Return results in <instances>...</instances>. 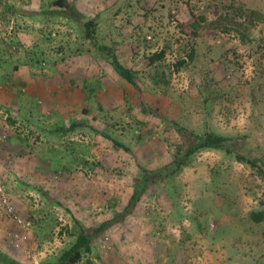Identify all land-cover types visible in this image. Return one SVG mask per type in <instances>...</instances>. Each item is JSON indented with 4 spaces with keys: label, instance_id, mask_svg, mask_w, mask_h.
Masks as SVG:
<instances>
[{
    "label": "rangeland",
    "instance_id": "1",
    "mask_svg": "<svg viewBox=\"0 0 264 264\" xmlns=\"http://www.w3.org/2000/svg\"><path fill=\"white\" fill-rule=\"evenodd\" d=\"M41 1L46 4L52 0ZM173 1L178 6H173ZM219 1L87 0L89 7L104 6L97 10L101 12L100 31L105 38L108 36L124 40L120 47L123 59L128 62L127 65L140 71L137 74L138 80L148 102H162L171 116L180 117L186 125L198 131L210 124L220 132L246 134L253 128L249 90L257 77L258 69L250 45H244L236 36L220 38L211 35L200 39L194 70L175 74L171 87L165 89L164 93L161 87L152 83L147 72L149 69L146 71L142 68L144 55L157 48V44L155 49L148 47L154 41L151 31H161L166 40L173 34L179 36L175 27L176 20L170 21V13H176L182 18L189 12L187 2H190L208 17H212L211 7L215 9ZM31 2L34 6L39 1ZM236 3L239 6L253 7L264 15V0H236ZM87 12L94 14L95 9L89 8ZM15 26L13 30L21 29L22 25ZM11 28L10 22L7 31ZM61 30L66 34L68 42L65 40L60 44L57 41H41L31 48L33 58L29 63L34 68L35 76L30 81L37 87L42 82L40 78L45 77L52 70L50 68H54L49 62L60 56L55 54L54 48L64 45L73 51L78 46L77 41L74 43L77 38L74 30L65 25ZM252 32L254 37L264 39V20L258 22ZM36 33L37 30L35 35H31L30 43L37 41L33 38L37 37ZM140 34L141 39L144 36L147 39L144 44L138 41ZM7 41L16 43L14 39ZM162 43L163 40L160 39L158 46L161 47ZM4 46L5 43L0 42V69H11L15 60L8 53L5 54L7 50ZM169 55L168 60H171ZM22 68L24 76L29 77L30 70ZM64 68V73L56 76L50 85L46 80V86L50 87V94L54 97L46 96L41 102L43 109L41 113L39 110L40 115L34 116L41 120L42 125L48 126L55 122L54 116H42V111L47 113L52 107L58 108L60 112L64 111L61 106L69 85L66 80L74 79L82 86L84 81L77 73L96 74L104 84L98 91L100 101L105 106L118 105L119 108L116 112L109 111L108 115L100 114L93 123L101 126L109 124L118 137L139 151V158L144 164L161 165L171 157L173 146L170 145L171 141L164 133L162 124L151 115L141 113L139 92L129 84L121 86L108 65L82 55L69 58ZM20 76L16 75L19 82ZM195 76L208 78L219 87L214 93L215 103L210 104L207 114L203 111L201 98L197 94ZM7 87L9 88L8 85ZM7 87L0 84L1 105L15 103L17 100L16 95H5L4 89ZM262 91L264 88L261 93ZM27 102L18 103L26 112L31 106ZM260 102L264 103V98ZM61 115L63 116L62 112ZM6 118V112L0 108V119L5 121ZM20 125L17 122L10 127L7 123L0 126V176L3 177L6 192L12 199V208L20 218L31 224L29 230L25 229L16 224L11 216L0 212V242L7 246V251L14 257L39 262L48 254L63 249L70 240L66 234L60 233L65 224L72 222L67 209L77 210L88 224L96 223L97 219L106 216L104 213L109 199L117 198L120 206V202L122 204L128 198L129 180L135 168L132 165L133 159L127 153L114 150L109 142L99 136L94 137L88 130L69 135L68 140H63L64 145L58 143L57 135L41 134L36 146L43 148H37V153L30 155L25 147H17L21 144L18 131L23 128ZM258 127L257 136L264 151V111L258 116ZM11 128L16 133V140L6 137ZM33 138L29 137L31 142ZM5 139L6 142L2 143ZM45 139L48 140L46 143ZM51 146L57 151L51 152ZM78 154L87 156L89 160L92 156L97 157V160H102L107 171H97L96 179L93 176L87 178L79 168ZM40 156L45 157L46 161ZM50 161L53 165L48 170L45 162ZM61 163L72 165L75 169L68 181L55 176V169H59ZM120 166L122 170H116ZM88 170L92 172V168ZM59 183L63 186L61 191L56 185ZM175 184L173 193L175 192V200L178 201L177 208L173 209L174 206L169 210L160 207L157 201L160 193L153 195L142 203V210L130 217L126 225H117L107 231L97 241L95 252L90 257L97 264H264V258L259 259L264 250V223L257 226L248 220V213L260 207L264 184L249 167L235 159L225 158L219 152L205 151L198 155L192 166L184 170ZM42 189L49 195L55 194L56 200L62 201L67 209L64 205L50 203L49 198L41 193ZM14 232H24L29 236L22 249L15 250L5 245V239Z\"/></svg>",
    "mask_w": 264,
    "mask_h": 264
},
{
    "label": "trees",
    "instance_id": "2",
    "mask_svg": "<svg viewBox=\"0 0 264 264\" xmlns=\"http://www.w3.org/2000/svg\"><path fill=\"white\" fill-rule=\"evenodd\" d=\"M17 1L0 0V42L5 43L4 47L7 50L5 54L8 53L10 58L15 60L13 68L2 67L0 69V84L6 85V87L7 85L9 86V88L4 89L5 95L12 94L17 96L15 103H2V105L0 103V108L7 114L5 121L0 119V122H2L0 126L3 123H7V126L10 127V125L20 122V128L23 129L18 131L21 144H18L17 147H25L30 155L36 154V149L41 148L40 145L36 146L39 144L38 141L41 139V134H47L46 136L57 135L59 138L58 143L64 145L63 140H68L70 138L69 135H73L77 131L83 133L84 130H88L94 137L99 136L109 142L110 147L114 150L127 153L133 159L132 165L135 169L129 180L130 192L128 198L122 204L120 202V206L117 198L109 199L106 202L107 211L104 213L106 216L99 220L97 219L96 223L93 224H88L81 218L77 210L67 209L62 201L56 200L55 194L49 195L48 192L42 189L41 193L49 198L50 203L64 205V208L70 214L72 222L65 224L60 230L61 235L66 234L70 240L63 249L57 253L48 254L46 258L39 262L30 259L23 261L14 257L7 251V246L0 242V264H97L91 258L97 247V241L111 228L117 225H126L130 217L142 210L144 201L160 193L157 199L160 207L169 210L174 206L173 209L178 207V201L176 202L175 200V192L173 193L176 187V180L186 168L193 165L198 155L205 151L219 152L225 158L235 159L246 165L264 184V151L257 136V129L259 128L258 116L264 111V103L260 102V99L264 98V91L261 93L262 88H264V83H262L264 75V39H259L252 35V30L258 22L264 20L262 12L253 7L239 6L236 0H220L217 2L215 9L211 7L213 15L208 17L206 13L198 10L197 6H192L190 2H187L189 12L185 13L182 18L176 13L169 14L170 21L172 19L176 20L175 27L178 29L179 36L173 34L166 40L161 31H151L155 43L152 41V45L148 47L155 49L157 44V48L143 57L142 68H145L146 71L149 69L147 72L152 83L156 87H161L160 89L164 93L165 89L171 87L175 74L180 75L182 72L186 73L194 70V64L198 59L200 39L211 35L220 38L234 35L244 45H250L253 50L251 52L256 62V69H258L257 77L249 90V98L252 103L253 128L249 133L233 135L220 132L211 127L210 124H206L202 131H198L186 125L180 120V117L171 116V112L165 108L162 102H148L143 96L144 88L141 87L138 80L137 74L140 71L127 65L128 62L123 59L120 47L124 44V40L119 41L108 36L105 38L100 31V11L94 12V14L81 11L72 0H52L50 4L46 5L43 3L41 7L35 10H29L27 9L28 7H22L21 5L18 7ZM19 1L24 2V0ZM172 5L178 6V3L173 1ZM25 15L31 18L34 17L44 23V25L41 24L43 27L38 26L37 23L30 25L31 31L37 30L42 33L43 37L39 40L30 43L31 40H28V38L20 37V30L18 28L13 30L15 25L12 26L11 30L7 31L13 17L17 18ZM64 25L77 33L74 43L77 41L78 46L73 51L69 50V47L65 48L64 45L58 48L55 47L54 52L60 56L49 62L54 67L50 69L57 76H60V74L64 73L63 70H65L64 67L69 58L82 55H87L95 62L100 63L102 61L108 65L114 71L115 80L121 86L129 84L136 89V92H139L141 113L151 115L162 124L164 133L171 141L170 145L173 146L172 155L167 161L155 166L144 164L139 158V151L118 137L115 131L110 129L109 124L105 123L101 126L98 123H93L100 117V114L108 115L109 111L116 112L119 108L118 105L105 106L100 101L98 91L104 84L97 78L96 74L89 75L87 73L82 75V73H77L82 78L81 80L84 81L82 86H79L74 79L72 81L66 80L69 85L66 88L67 94L61 106L64 108V111H61L63 116L59 109L54 107L47 113L42 111L41 114L48 117L54 116V124L45 126L41 124V120L34 118L35 115H40L39 110L41 113V109H43L41 102L44 100V93L35 86V83L29 82L35 76L34 68L29 63L33 58L31 48L38 45L41 41H47L48 43L57 41V43L62 44L66 40V34L61 30ZM12 30L16 31L13 36L9 34ZM53 32L56 35H53ZM8 39H14L16 45L11 43V41H7ZM160 39L163 40L161 47L158 46ZM146 40L145 36L141 39L140 34L138 41L144 44ZM66 41L68 42V40ZM168 55L171 56L169 58L171 60H168ZM22 66L29 68L30 72H28L27 81L19 82L16 78V72ZM22 85L24 88H22ZM195 87L198 91V96L201 98L203 111L207 114L210 104L213 105L215 103L216 97L214 93L219 90V87L212 80L198 78L197 76H195ZM75 90L77 91L74 92ZM127 96H129L128 92ZM32 100L34 101L32 102ZM23 101L31 103L28 112L18 104L19 102L23 103ZM15 134V131L11 128L9 133H6V137L8 139L9 136V139L16 140ZM29 137H34L32 142ZM47 141L45 139L44 143ZM5 142L6 139L2 143ZM49 149H52L51 152L53 153L57 151L52 146ZM77 156L79 168L82 169L87 178L93 176V179H96L97 171H107L106 167L102 165V160H97V157L92 156V159L89 160L85 155L78 154ZM40 157L46 161L45 157ZM45 164L46 169L49 170L53 162H45ZM58 168L55 169V176L58 179L62 177L66 181L70 179V174L75 170L72 165L67 164H62ZM89 168H92V172L88 170ZM116 170H122L121 166ZM1 178L5 186L3 177ZM56 185L60 191L63 189L61 183ZM9 200L12 202L10 196ZM8 215L11 216V219H14L12 214ZM248 220L251 224L257 226L264 223V190L260 207L248 213ZM14 221L16 222L15 219ZM5 242V245L12 247L9 237L5 239ZM12 248L17 250L14 247ZM262 253L259 259L264 258V250ZM86 258L87 260H85Z\"/></svg>",
    "mask_w": 264,
    "mask_h": 264
},
{
    "label": "crops",
    "instance_id": "3",
    "mask_svg": "<svg viewBox=\"0 0 264 264\" xmlns=\"http://www.w3.org/2000/svg\"><path fill=\"white\" fill-rule=\"evenodd\" d=\"M38 1L39 2L37 3V5H34V6L31 5L32 4L31 0H24V2L23 1L21 2V1L18 0L16 2V4L18 5V7L21 5L22 7L23 6L24 7H28L27 9H29V10H33V9H36V8H39V7L42 6V4H43L42 1L41 0H38ZM72 2H74L76 4V6L81 11H89V8H94L95 9V13H96V12H98L97 10L104 8V6L101 7V8H95L93 6L92 7H89L87 0H85V1H83V0H72ZM25 4H27V6H25ZM47 4H50V1L47 2L46 5ZM28 21H32V23L31 22H28ZM33 23H37L38 26L39 25L41 26V24L44 25L43 22H40L39 20H37L35 18H31V17H29L27 15L22 16V17H17V18L13 17V19L11 20L12 26L13 25H19V24L22 25L21 26V29H19L20 30L19 35H20V37L28 38V40H31V38H30L31 35L32 36L35 35V32H36V31H31V28H29L30 27L29 24H33ZM41 27H43V26H41ZM15 32L16 31H13V32L11 31V32H9V34L13 36ZM7 33H6V35H7ZM36 34H37V37H33L36 40H39L40 38L43 37V35H42V33L40 31H37ZM53 35H56V33L53 32ZM22 67H26V66H22ZM22 67L16 72V75H17V77H19L20 76V73H21L23 75V76L22 75L20 76L21 81H23V80L24 81H27L28 80V77L26 75L24 76V74H23L24 73V70H23ZM56 76H57L56 73H54L53 70H50V71L47 72V75L45 77L43 76V77L40 78V80L43 83L40 82V85L38 87L37 86L36 87L39 88V90H42V92L44 93V98H47L46 96L54 97V96H52L53 94H50V87H47L46 86L47 85L46 80L49 81V85H50L51 82L56 78ZM29 82H30V80H29ZM22 88H24V86Z\"/></svg>",
    "mask_w": 264,
    "mask_h": 264
},
{
    "label": "built area",
    "instance_id": "4",
    "mask_svg": "<svg viewBox=\"0 0 264 264\" xmlns=\"http://www.w3.org/2000/svg\"><path fill=\"white\" fill-rule=\"evenodd\" d=\"M0 212L12 214L16 222L23 226L25 229L29 230L30 221L23 220L20 218L14 211V208L11 206V202L9 200V196L5 190V186L3 184L2 178L0 177ZM11 246L16 249H22V245L29 238L24 232H14L11 233L10 236Z\"/></svg>",
    "mask_w": 264,
    "mask_h": 264
}]
</instances>
